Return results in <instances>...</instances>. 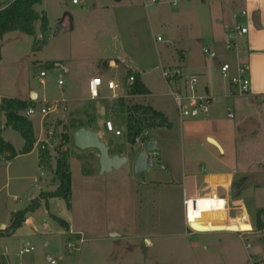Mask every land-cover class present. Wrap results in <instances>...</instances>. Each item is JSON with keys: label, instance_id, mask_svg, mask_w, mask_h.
<instances>
[{"label": "rangeland", "instance_id": "obj_1", "mask_svg": "<svg viewBox=\"0 0 264 264\" xmlns=\"http://www.w3.org/2000/svg\"><path fill=\"white\" fill-rule=\"evenodd\" d=\"M228 1L82 0L80 5H74L71 0H42L35 9L48 16L47 33H43L41 22H37L35 35L16 30L3 37L0 97L28 98L31 90L39 92L40 99L34 103L38 112L26 117L33 122L36 138L42 141L38 143L39 150L30 156H20L10 165L4 156L0 161V225L10 223L15 209L31 205L32 193L38 198L41 188L48 190L46 185L33 181L43 177L38 156L45 145L51 157V182L56 179L59 150H69L73 183V211L69 213H72L70 220L77 234L64 233V228L46 214L43 204L42 211L34 214L33 220L45 235L44 240L30 237L33 229L29 226L15 236L0 238V264H50L48 258L57 259L60 264H254L250 260L257 250L253 242H249L251 248L242 246L236 235L226 232L187 234L184 189L181 187L185 171H189H184L185 163L198 161L213 149L204 137L196 140L197 145L192 139V142L186 140L187 130L195 126L193 123L183 121L185 141L183 123L177 116L173 117L174 129L156 128L153 137H160L161 146L156 153L161 162L144 173H135L132 162L101 173L99 160H93L90 155L97 150L79 149L72 135L78 129L74 116L91 108L92 104L104 108L107 98L110 99L109 112L118 109L122 112L117 115L122 119L127 117L126 109H121L119 100L112 98L114 92L105 83L108 78L117 83L127 79V71L120 62L122 58L126 59L128 67L147 71V82L157 105L161 102L170 105L172 98L168 92L171 89L164 81L162 68L184 69L186 64L195 67V62L204 65L208 62L210 55L204 50L211 48L209 15L218 8L217 4ZM5 4L0 0V8ZM236 7L241 10L242 4ZM183 52L187 56H181ZM112 59L114 63L108 66ZM52 60L68 66L71 72L47 68L46 63ZM43 71H47V77L41 84ZM95 75L105 77V82L100 98L93 101L87 83ZM60 79L66 80V86H59ZM172 88L176 91L175 86ZM219 102H222L219 126L230 142L223 158L237 160L241 168L251 167L263 181L264 171H260L264 169L261 167L264 163V99L255 101L246 96L227 101L221 98L214 101V107ZM47 104H55V108L43 118L41 110ZM228 106L234 109V118L227 116ZM121 127L124 129L125 124ZM66 135L71 138L67 143L64 141ZM5 137L18 151L24 147V139L13 128ZM101 138L111 145L112 154L116 151L125 155L131 148L126 132L116 137L107 130ZM197 168L200 169V165ZM153 179L175 180L178 185L174 188L153 186L149 183ZM189 182L186 195L200 187L195 181ZM261 197L264 205V191ZM53 207L56 213L68 209L66 203L57 201ZM44 225H48L46 231ZM80 235L88 241L78 251L74 248L78 247ZM148 238L152 245L148 244ZM223 241L241 245V253H236L239 257H227L223 250L217 252L216 247ZM71 243L75 244L73 252L67 249ZM28 244L34 250L21 254Z\"/></svg>", "mask_w": 264, "mask_h": 264}, {"label": "crops", "instance_id": "obj_2", "mask_svg": "<svg viewBox=\"0 0 264 264\" xmlns=\"http://www.w3.org/2000/svg\"><path fill=\"white\" fill-rule=\"evenodd\" d=\"M229 4H231L232 7L228 6ZM237 4H242L241 10L238 9V7H236ZM216 7L218 8H216L214 11L212 10L209 15L212 37H210V46H209L211 48H208L210 49V53H208L210 55L208 62L206 61L205 65L200 64L199 62H195L194 64L195 67L186 64L184 66V69L181 68L187 73L191 72L190 74L197 76L200 84L199 86L200 93L204 95H208L212 98V102H211L212 105L208 114L202 115L199 118L180 117L177 105L175 104L174 98L171 96L170 92H168V96L172 98L171 104L167 106L166 104H163L161 102L159 103L160 105H157L155 103L156 100H154L152 97L153 92L150 88V85L147 82V77H146V74H148L147 71L140 70L139 68L128 67L126 65L127 61L125 58H122L120 60L121 64L124 65L125 70L126 71L131 70L139 73L141 75L143 83L145 84V86H147L150 92L149 94H145L142 96L141 95L134 96L130 94L129 92L130 86H128V79H129L128 78L124 82L120 80L118 83L116 82L118 86H120L119 89L117 90V94L121 96V99L124 100L125 105H127L128 107L134 105L149 106L154 111L163 115L162 117H155V118L151 117L150 115L145 116L149 123H153L157 125V127L151 129L152 130L151 138L156 140V142H158L159 148L161 146L160 137L159 138L153 137L155 135V130H158L156 128H162V127H170L174 129V123H173L174 116L179 117L181 123H183V121H189V123H193L195 125L187 130L186 140L192 142L190 141L192 139L195 141L197 145L198 141L196 140L204 137L205 141H207L208 144H210V146L213 149L211 151L206 152V154H204V156H201L198 161L189 160L185 163L184 171L186 169L189 171H185V175L183 176L184 181L181 186L184 189L183 202L185 200L184 199L185 197L201 199V198H211L213 196H216V198L224 199L226 202L227 209H225L223 201H222L223 205L222 202L219 203L217 200L202 202L201 208L210 210L212 212L203 214V221L201 223H198L200 227L198 228V230L203 231L209 229L212 232H208V233L226 232L232 235H236L237 239L242 241L241 243L242 246L244 244L246 247L249 246L250 248H251V244L249 242H253L254 244L253 246L256 247L257 250L253 253L254 255H252L254 257L252 258L250 257V260L254 264H258V263L264 264V245H261L262 242L264 243V225L262 229L260 230L257 229V220H258L257 213L260 210H261V213L259 215L260 220L264 224V205H262L261 203L262 191H264V180L262 181V179L259 178L260 177V175H258L259 173H256V171H254L251 167L241 168L237 160H234L232 158L231 159L223 158L226 155V148L229 147L230 142L226 140L224 134L225 131L220 128L221 126H219V122H218L221 113L222 102H219V104L214 107L215 100L220 101L222 98L223 100L229 101L239 97V96L237 97L232 96L233 88L231 84L228 83V81L222 77L221 67L222 64L225 62L231 64L234 69H236L237 66L240 64H244L249 68L251 91L249 94L242 97L247 96L251 100H255V101H257V99L260 98L264 99V0H230V2L228 1L227 3L220 2V4H217ZM235 24H239L244 27H247L248 33L245 35L238 36L235 41V45H236L235 48L233 49V51H229L227 50L225 45L227 41V31L230 27H234ZM181 56L185 57L187 56V54L183 52ZM114 61L115 60L113 59L110 60L108 62V66H110L111 63H114ZM50 62H55V67L57 68L58 65H62L65 73L71 72V69H69L68 66L63 65L60 61L52 60ZM163 68H168V67H163ZM101 70H103V68H101ZM94 77H101L105 82V77L103 78L102 76L95 75L89 78L88 83ZM109 80L114 81V79L111 78H108V81ZM64 81H65L64 86H66V80ZM170 85L171 87L173 85L176 88L182 86L181 83L178 82L172 83ZM85 89H87L88 91V87H85ZM32 93H37L38 97L36 100L33 101L38 102L40 99V94L35 89L30 91L28 98H18V99L28 101ZM150 97L152 98L151 100H149ZM3 98L6 97H0V99ZM91 100L95 101L96 99L91 98ZM105 100L106 103L104 105V108L99 109L100 105L95 106V104H92L91 108H86V110L82 112L79 111L78 115L74 116V118L77 117L76 119L78 120L76 123V125H78V129L82 127L91 128L98 133L100 140L103 141L101 135L105 136L107 131L105 122L110 119L115 124L116 128L122 132L121 136L115 135L116 137L124 136V132H126L127 135V124H126L127 117L122 119L119 115H117L119 112H122L121 110L118 109L114 110L115 112L112 113L109 112V108H108L109 106L107 105L110 99L107 98ZM67 106L68 105L63 106L64 109H66ZM227 110H228L227 116L229 117V113L231 112L233 114L234 109L231 106H228ZM98 115L100 116V120L98 119ZM104 115H106L105 120H102L103 119L102 117ZM234 117L235 116L233 115L232 118ZM2 121L3 123L0 126V134L8 142V140L5 137V134L8 131H10V128L12 127L9 128L5 126L6 121H5L4 113H0V122ZM122 121L125 124L124 129L121 127L122 125H124L122 124ZM184 125L185 123H183V128H182L183 141H185ZM234 134L235 132H233V136ZM228 136L230 137L229 133L227 134V137ZM210 139L216 141L217 145L212 143ZM40 141H42V139H37L34 145L35 148L33 149V151L30 152V154L37 151V149L39 150L38 143ZM104 143L107 144L106 141ZM108 146L110 147V153H111L112 147L111 145ZM130 146L131 148H129V152L125 153V155L118 154L116 151H114L113 154H117L119 156H127L128 158H131L133 157V153L138 152V150L131 143ZM191 149H193V147ZM214 150H217L219 152L218 155L212 152ZM30 154L18 155L17 157L9 161L7 165H10L12 161H14L16 158L20 156H30ZM90 155L93 157V160H96L98 162L99 160L98 151H95ZM219 155H221L222 157H219ZM38 158H39L38 165H40L41 170L43 171L42 176L44 177V180L43 177H41L40 180H37L38 178H35L33 181L35 182V184L42 183L46 185L48 189V190H44L43 188H41V192L39 193L40 196L41 193H50L52 191H55L58 188L59 183L56 179L54 182H51L50 180V174H51L50 169L52 167L51 160L47 163L48 164L47 168L43 170L40 164V152ZM187 164H190L191 167L187 166ZM197 165H200V169L197 168ZM261 167L262 168L264 167V163L261 165ZM99 168H101L100 164H99ZM263 171L264 169H262L260 172L262 173ZM153 180L154 181L149 182L153 186H157L158 184L160 185V187L171 185L170 187L174 188L176 187V185H178L175 180H170V179L162 180V181L156 179ZM189 181H195L197 186L200 187L197 190L192 191L193 193L186 195L187 188L190 183ZM72 194H73V189H72ZM38 198H35V195L33 193L30 196V199L32 200ZM54 201L60 203L64 202L62 199L59 198H50L48 200L40 199L39 202L40 207L37 210L32 211L27 215L26 223L21 228L17 229L10 236L3 235L0 236V238L15 236L29 226L33 229L30 237L37 236L40 239L44 240L45 235L42 232H40L41 231L40 227H38L36 225V222H34L33 220V215L37 214L39 211H42L41 206L43 204L46 205L47 208L46 214L49 215V217L53 219V216H56L62 219L63 221H65L66 223H68L69 230L62 227L64 228L63 231L64 233L68 235L77 234L76 233L77 230H75L73 222L70 220L72 218L71 215L72 213L69 212L73 211L72 200H71L72 208L67 209V212H65L61 210L60 207L61 210L60 213L55 212V209L53 207ZM254 201L256 203L252 205V202ZM223 207L224 210L222 209ZM213 208H216L217 211H215V209ZM17 211H19L18 208L15 209L12 213H15ZM209 220H212L213 222H210L211 224L206 223ZM10 223L2 222L0 225V230H4L5 228H7L10 225ZM186 224L188 228L187 234L188 235L196 234V233H191L187 222ZM47 226L48 225L43 226V229L45 231L47 230ZM222 226L230 230H224L222 229ZM213 230H219V231H213ZM235 230L238 231L235 232ZM80 236L82 237V235ZM84 239L86 238L84 237ZM86 240L88 241V239ZM147 242L149 245L153 244L151 238H148ZM46 243L48 245L49 242L46 241L45 244ZM28 246L30 245L28 244ZM242 246L241 245L239 246L238 244L235 243H228V242L226 243L225 241H223L221 246H217L215 250L217 252L223 250L225 253L224 255H226L227 257L230 256L239 257L238 254L236 253L237 252L241 253L240 247Z\"/></svg>", "mask_w": 264, "mask_h": 264}, {"label": "trees", "instance_id": "obj_3", "mask_svg": "<svg viewBox=\"0 0 264 264\" xmlns=\"http://www.w3.org/2000/svg\"><path fill=\"white\" fill-rule=\"evenodd\" d=\"M41 0H15L7 6V8L0 10V63L3 59V53L1 51V40L3 37L11 31L19 30L29 35H35V24L41 22V30L43 33H47L49 27V19L47 14H40L36 11L35 6L41 4ZM47 68H54L55 62H47ZM133 77L134 82L129 88L130 94L134 96L149 94V89L142 81L141 75L137 72L128 70L127 79ZM121 109H126L127 112V135L128 141L133 146L134 138L139 135L144 128L149 127L153 129L157 127L156 124L149 123L146 115L151 117H162L163 115L154 111L149 106H127L124 100L119 101ZM32 99L21 100L18 98H3L0 99V113H4L6 118V127H12L16 130L24 139V148L18 152L10 142H7L0 134V156H4L7 161H11L18 155L30 154L35 148L36 135L35 127L31 119L26 117L23 113L28 109L30 104H34ZM78 128V127H77ZM71 140L69 135L64 137V141L67 143ZM63 146V145H62ZM70 153L69 150H59L58 157L56 159L55 176L59 183L58 188L50 193H41L38 199H34L31 202V206L26 209L19 210L12 213L10 225L0 230V236L12 235L17 229L21 228L27 220V215L32 211L37 210L40 207V199L48 200L50 198H59L66 202L68 209L72 208V171L69 164ZM51 160L50 152L46 150H40V161H44L46 164ZM261 210L257 213V229L263 228V222L260 220ZM53 219L57 221L62 227L69 230V225L62 219L53 216Z\"/></svg>", "mask_w": 264, "mask_h": 264}, {"label": "built area", "instance_id": "obj_4", "mask_svg": "<svg viewBox=\"0 0 264 264\" xmlns=\"http://www.w3.org/2000/svg\"><path fill=\"white\" fill-rule=\"evenodd\" d=\"M4 1L6 2V4L0 8L1 10L7 8V6L15 0H4ZM71 1L74 5H80L82 2V0H71ZM153 2H156V0H153ZM243 14H246V13H243ZM247 33H248V28L242 25L235 24L234 27H230L227 31V41L225 44L227 50L233 51V49L236 46L235 45L236 38L238 36L245 35ZM160 39L161 38H159L158 41H160ZM205 52L210 53V49L205 48ZM58 68L63 69V66L58 65ZM221 73H222V77L225 80H227L228 83H230L233 88L232 96L242 97L250 93L251 83L249 79V69L246 65L240 64L237 66L236 69H234L231 64L225 62L222 64ZM162 75L167 85H170L175 82L181 83L182 85L181 87L176 88V91L170 85L171 87L170 94L174 98L175 104H177L180 117L199 118L200 116L206 115L209 113L211 105H212L211 103L212 98L208 95H204L200 93L199 91L200 84H199V80L197 76L187 73L181 68L180 69L163 68ZM46 77H47V71L41 72V76H40L41 84L45 83L44 79ZM133 82H134V78L130 77L128 79V86H131ZM105 83H107L106 85L109 88V90L114 92L112 98L114 100L115 99L120 100L121 96L117 94V90L119 89L120 86H118V84L114 82L113 80H109ZM58 84L59 86H64L65 82L62 79H60L58 81ZM102 85H104V81L101 77H94L89 81L88 87H89V92H90L92 99H97L101 96ZM53 108H55V105L51 106L50 104L49 105L47 104L46 108H43L41 110L42 117L43 118L47 117L51 112H53L52 111ZM37 112H38L37 106L35 104H30L28 106V109L24 112L25 113L24 115L29 116V115L36 114ZM229 117L231 118L233 117V114L231 112L229 113ZM105 125L109 132L115 133L116 136L122 135V132L116 128L112 120L110 119L107 120L105 122ZM151 131L152 130L149 127H146L143 129V131L139 135H137L134 138V143H135L134 146L136 147L138 152L143 149L144 144L147 140L152 139ZM42 149L47 150V146L45 145L42 146ZM156 152L157 151H152L149 153V157L147 160L149 169H154L160 164V161H159V158ZM1 160H3V156H0V161ZM40 164L43 170H45L48 166V164H46L44 161H40ZM184 199H185L184 206L186 210L187 223H188L191 233H198L193 228V224L201 223L203 221V214L212 212L210 210L201 208L203 201L206 202V201L217 200L219 203L223 201L224 207L225 209H227L225 200L222 198L221 199L216 198V196H213L211 198H201V199L185 197ZM223 202H222V205H223ZM224 207L222 208L223 210H224ZM213 209L217 211L216 208H213ZM210 222H213V221L209 220L206 223L211 224ZM79 240L80 241L79 242L77 241L76 243L78 247L74 248V249H78V251L87 242V240L84 239L83 237H80ZM74 245H75L74 243H71L70 246H67L68 247L67 249L69 250V252H73L71 250L73 249ZM33 250H34L33 246L32 247L27 246L21 251V254H29ZM48 259H49L50 264H60L59 260L57 259H54V258H48Z\"/></svg>", "mask_w": 264, "mask_h": 264}, {"label": "water", "instance_id": "obj_5", "mask_svg": "<svg viewBox=\"0 0 264 264\" xmlns=\"http://www.w3.org/2000/svg\"><path fill=\"white\" fill-rule=\"evenodd\" d=\"M38 97L37 93H32L31 99L36 100ZM73 141L76 146L81 150L95 149L99 152V163L101 166V173L110 172L116 169L122 168L126 163L132 162L134 165L135 173H144L148 171V157L152 151H158V142L154 139L147 140L144 147L139 152H134L133 157L128 158L127 156H119L117 154L110 153V147L100 140L98 133L91 128H79L73 134ZM193 228L198 233L212 232L211 230H198L199 224H193ZM6 229V228H5ZM230 230V229H224ZM219 231V230H213ZM234 231V230H231ZM236 232V231H235ZM116 235V234H114ZM113 235V236H114Z\"/></svg>", "mask_w": 264, "mask_h": 264}, {"label": "bare ground", "instance_id": "obj_6", "mask_svg": "<svg viewBox=\"0 0 264 264\" xmlns=\"http://www.w3.org/2000/svg\"><path fill=\"white\" fill-rule=\"evenodd\" d=\"M210 141L212 142V143H214L215 145H217V143H216V141H214L213 139H210ZM222 229H226L224 226H222ZM235 231H238V230H235Z\"/></svg>", "mask_w": 264, "mask_h": 264}]
</instances>
